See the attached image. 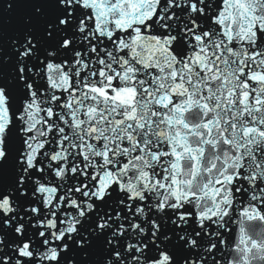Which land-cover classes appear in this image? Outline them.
<instances>
[{
  "label": "water",
  "instance_id": "95a60500",
  "mask_svg": "<svg viewBox=\"0 0 264 264\" xmlns=\"http://www.w3.org/2000/svg\"><path fill=\"white\" fill-rule=\"evenodd\" d=\"M0 264H264V0H0Z\"/></svg>",
  "mask_w": 264,
  "mask_h": 264
}]
</instances>
